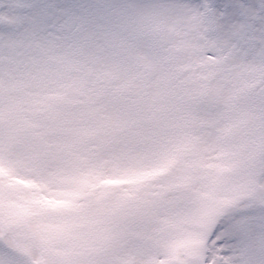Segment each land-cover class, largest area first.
Segmentation results:
<instances>
[{"label":"snow or ice","instance_id":"1","mask_svg":"<svg viewBox=\"0 0 264 264\" xmlns=\"http://www.w3.org/2000/svg\"><path fill=\"white\" fill-rule=\"evenodd\" d=\"M0 264H264V0H0Z\"/></svg>","mask_w":264,"mask_h":264}]
</instances>
